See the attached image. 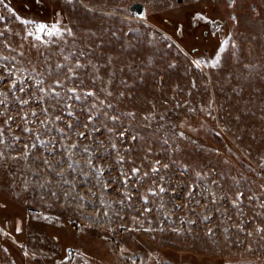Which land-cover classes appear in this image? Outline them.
Masks as SVG:
<instances>
[{
  "label": "rangeland",
  "instance_id": "1",
  "mask_svg": "<svg viewBox=\"0 0 264 264\" xmlns=\"http://www.w3.org/2000/svg\"><path fill=\"white\" fill-rule=\"evenodd\" d=\"M45 1L59 35L0 3V264H264V0L223 35L205 0Z\"/></svg>",
  "mask_w": 264,
  "mask_h": 264
},
{
  "label": "flooded vegetation",
  "instance_id": "2",
  "mask_svg": "<svg viewBox=\"0 0 264 264\" xmlns=\"http://www.w3.org/2000/svg\"><path fill=\"white\" fill-rule=\"evenodd\" d=\"M29 1H31L32 4H34V6L37 7L38 10L40 11L41 17H42V20L40 23L51 25L53 22L59 20V18L61 19L60 10L54 9L45 0H29ZM198 1H200V0H198ZM240 1L245 2L247 0H234V2H233V0H225V2L221 3V4H219V0H205L204 4H200L199 8L196 9L194 18L202 19L203 22H205L208 25L207 29L205 30L206 33L209 30L210 35H215V34L223 35L229 27V21H228L227 16L222 18L219 13H220L221 9H224V10H227V8L231 9L232 6H235ZM249 1H250V5L253 8V10L258 11V4H257L256 0H249ZM138 2H142V1L141 0H134L130 4V9L135 14H137L135 9L139 8V6L136 4ZM143 4H144V12L142 15L137 14L138 16H145L147 14V6L144 2H143ZM230 15L233 17L236 16V13L234 12V10H230ZM218 24H220V26H221L220 31H217V29L215 27ZM35 30H36V28L28 30V32H26V35L30 36V35H28V33L29 32L34 33ZM19 35L22 36V33L19 32ZM209 110L210 109H208L207 111H209ZM112 233L110 235V239H114L116 237L115 233H113V234ZM138 253H139L138 255L140 256L139 251H138Z\"/></svg>",
  "mask_w": 264,
  "mask_h": 264
},
{
  "label": "snow or ice",
  "instance_id": "3",
  "mask_svg": "<svg viewBox=\"0 0 264 264\" xmlns=\"http://www.w3.org/2000/svg\"><path fill=\"white\" fill-rule=\"evenodd\" d=\"M2 2H3V0H0V3H2ZM233 2H234V0H233ZM0 19H3V17H0ZM22 23H24V24H30V23L34 24L35 22L24 20V21H22ZM35 27H36V32L37 33H42V32L47 31V34L49 36H51V35H59L60 34V29H59L58 26H49V25L44 24V23H39V24H36ZM68 31L70 33V30H68ZM0 35H3V33L0 32ZM28 35L31 36V35H34V33L29 32ZM194 63L196 64L197 67L201 66V61H195ZM215 63H216V61H213V66H215ZM77 66L79 67V65H77ZM57 83H59V82H57ZM13 87H15V85H13ZM21 90H23V89H21ZM0 103H2V101H0ZM21 103H25L26 104L27 101H21ZM57 119H59V118H57ZM90 119H91V117H90ZM111 119L115 120L116 118L112 117ZM69 127L71 128L72 126L69 125ZM80 135H83V133H80ZM132 139L135 140L136 137H133ZM72 147H75V145H72ZM85 151H87V149H85ZM134 171H138V169L134 170ZM161 191H163V189H161ZM240 195H242V194H240Z\"/></svg>",
  "mask_w": 264,
  "mask_h": 264
},
{
  "label": "water",
  "instance_id": "4",
  "mask_svg": "<svg viewBox=\"0 0 264 264\" xmlns=\"http://www.w3.org/2000/svg\"><path fill=\"white\" fill-rule=\"evenodd\" d=\"M136 4L139 6V8L135 9L136 13L139 14V15H142L143 12H144V4H143V2H138ZM209 103H210L211 106L215 105L214 99L213 98L209 99Z\"/></svg>",
  "mask_w": 264,
  "mask_h": 264
},
{
  "label": "trees",
  "instance_id": "5",
  "mask_svg": "<svg viewBox=\"0 0 264 264\" xmlns=\"http://www.w3.org/2000/svg\"><path fill=\"white\" fill-rule=\"evenodd\" d=\"M185 117V116H184ZM184 117H183V119H184ZM109 233H112V232H109ZM113 234V233H112ZM106 235V234H105ZM110 240H112V239H110ZM241 263V262H240ZM256 262L255 261H251V262H245V263H243V264H255Z\"/></svg>",
  "mask_w": 264,
  "mask_h": 264
}]
</instances>
